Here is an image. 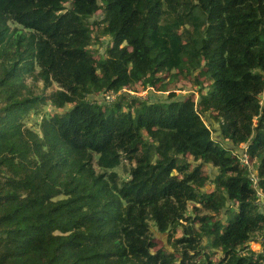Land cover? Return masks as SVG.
<instances>
[{
  "label": "trees",
  "instance_id": "obj_1",
  "mask_svg": "<svg viewBox=\"0 0 264 264\" xmlns=\"http://www.w3.org/2000/svg\"><path fill=\"white\" fill-rule=\"evenodd\" d=\"M253 176L264 0H0V264H264Z\"/></svg>",
  "mask_w": 264,
  "mask_h": 264
},
{
  "label": "rangeland",
  "instance_id": "obj_2",
  "mask_svg": "<svg viewBox=\"0 0 264 264\" xmlns=\"http://www.w3.org/2000/svg\"><path fill=\"white\" fill-rule=\"evenodd\" d=\"M182 77H180V81L182 80L181 79ZM199 82H203V83H205V77L204 76H201L200 78H199ZM27 83L28 84H31L32 83V81H31V78L30 79H28L27 80ZM192 83V82H191ZM193 84V83H192ZM40 86V88L42 87V84H40L39 85ZM170 87H171V89H174L175 91L174 92H176V94L178 95V97L179 98H184V97H186L187 95H189V94H191V93H194L195 95V98L197 99L198 98V93H197V86L195 85L194 87L189 83V82H179V83H175V84H172V85H170ZM182 88V90H177L176 88ZM154 90V89H153ZM152 91V89H150V90H142V87H140L139 88V91L137 92V93H135V92H129V93H131L132 95H135V96H139V97H141V98H147V95L150 93ZM50 94V91H48L47 92V95H49ZM169 93H166V94H161V93H157V91H153V93H152V95L153 96H155V97H163V98H165L167 95H168ZM117 98V97H116ZM206 121V124L208 125V127L211 129V131H212V133H213V138L215 139V140H219V141H221V137H220V131H219V126L217 125V124H214L211 120H208V119H206L205 120ZM248 150H249V147H248V145L247 144H241L238 148H237V153H240V154H243L244 152H245V154H244V157H246V161L247 162H251L253 159H252V155L250 156V154L248 155ZM117 172L121 175V176H124L125 175V172H124V169H123V166H121V167H119L118 168V170H117ZM254 173H256V175H258L259 173H258V171H256V170H254ZM210 188V186L208 185L207 186V189H209ZM261 203L263 204V206H264V202L263 201H261ZM192 207H193V204H190L189 205V210H192ZM155 237H157V238H159L162 242H163V244H164V242H166V240H165V236L164 235H158V234H156V236ZM160 240H158L157 241V244H158V246L161 248L162 246H163V244H162V242L160 241ZM261 244V246L263 245L262 243H260ZM250 248L252 249V250H259L260 249V247H259V245H256V244H254L253 242H251V244H250ZM215 260V259H214Z\"/></svg>",
  "mask_w": 264,
  "mask_h": 264
},
{
  "label": "built area",
  "instance_id": "obj_3",
  "mask_svg": "<svg viewBox=\"0 0 264 264\" xmlns=\"http://www.w3.org/2000/svg\"><path fill=\"white\" fill-rule=\"evenodd\" d=\"M116 97H117V94H106L105 95V100L107 102H111V101H114ZM245 159H246V157H244V155H243L242 162H244L245 164H248V162ZM251 172H253V171H251ZM252 174L255 175V176H257L256 173H254V172ZM255 176H253V179H252V181L254 182V187L257 190L258 196L263 199L264 196H263L262 190L259 189V187H258V181L255 178ZM256 241H258L259 243L258 242H253V243L256 244V245H260L261 242H264V235H262L259 238H257Z\"/></svg>",
  "mask_w": 264,
  "mask_h": 264
},
{
  "label": "crops",
  "instance_id": "obj_4",
  "mask_svg": "<svg viewBox=\"0 0 264 264\" xmlns=\"http://www.w3.org/2000/svg\"><path fill=\"white\" fill-rule=\"evenodd\" d=\"M263 246H264V245L261 246V244H260V245H259L260 249L263 248ZM263 250H264V248H263Z\"/></svg>",
  "mask_w": 264,
  "mask_h": 264
}]
</instances>
